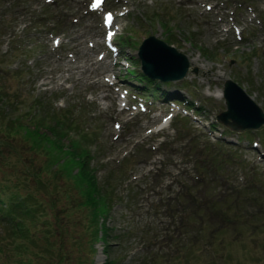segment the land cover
Returning <instances> with one entry per match:
<instances>
[{"label": "rangeland", "instance_id": "374dc122", "mask_svg": "<svg viewBox=\"0 0 264 264\" xmlns=\"http://www.w3.org/2000/svg\"><path fill=\"white\" fill-rule=\"evenodd\" d=\"M95 1L0 0V84L8 95L0 97V176L16 181V171L23 178L17 152L28 165V124L42 118L45 131L49 112L64 109L78 126L67 133H91L79 146L88 150L99 186L115 195L105 217L107 253L96 241L92 254L88 209L77 205L83 200L79 187L60 177L44 184L41 171L40 179L28 172L21 192L41 201L36 208L47 213L43 219L70 227L64 250L71 262L64 264H140L160 250L182 258L180 264H264V130L237 132L216 121L225 109L216 93L227 77L264 109V0H104L94 9ZM107 14L116 34L111 43L104 38ZM130 33L131 44H120L119 52L118 38ZM151 34L194 60L182 79L146 83L149 89L142 91L135 58ZM153 85L158 89L151 93ZM177 97L198 110L185 109L186 100L175 103ZM19 121L26 125L15 126ZM42 157L34 162L40 165ZM225 205L233 210L226 212ZM44 227L40 221L35 235ZM189 233L198 238L187 241L194 253L186 262L171 238L187 240ZM146 236L154 240L143 242ZM43 243L34 251L44 252ZM49 261L43 256L37 264Z\"/></svg>", "mask_w": 264, "mask_h": 264}, {"label": "trees", "instance_id": "16d2710c", "mask_svg": "<svg viewBox=\"0 0 264 264\" xmlns=\"http://www.w3.org/2000/svg\"><path fill=\"white\" fill-rule=\"evenodd\" d=\"M121 41L128 44L130 38L122 36ZM200 52L204 55L206 54L202 48ZM140 75L149 82L153 81L142 73ZM4 89L6 90V88L0 85V97L8 96L3 94ZM4 98V101L7 102L8 97ZM47 108H50V106H47ZM28 110L30 109L28 108ZM61 110L52 109V112H49L51 114L50 119L46 120L45 125L42 123L45 131L40 130L42 118L38 120L36 118L35 120L32 119L28 124V130L31 132V139H28V151L32 153V157H28V165H26V161L23 158L19 157V165L16 166L23 171V178L17 177V172L15 171L12 179L16 181H12L13 183L9 178L6 180L5 177L0 179V251L4 253L3 258L0 257V264H37V261H41L43 256L50 260V264H64L65 261L71 262L64 250L65 237L68 238L71 234L69 225L63 226L59 222H50L47 219H43L42 215H46L47 213L43 214L41 210L36 208V205H39L41 201L32 193L21 192L22 182H24V185L27 183L28 172H31L30 175L37 179L40 178L36 176L39 175L42 179V176L45 175L42 180L44 184H51L60 177L66 181H71L74 186L79 187L83 200L79 201L77 205L88 209L87 215L89 219L87 227L91 229L89 231L91 234L88 249L93 254L95 249L93 250L91 246H93L94 242L100 241L103 252L107 253L110 227L106 224L105 217L115 199L114 189H108L107 185H105L106 187L99 186L94 169L88 164V150L81 147V145L79 146L80 141L86 142L87 139L91 140V133L85 132L82 138L72 137V135L67 133L68 130L71 129L70 131H73L76 128V132L78 126L73 123V119L68 116L66 111ZM29 115L30 111L28 112V120L31 119ZM17 124L18 126L23 125L20 121ZM71 124L72 128L69 127ZM81 144L83 145L84 143ZM43 155L46 157L45 162L42 157ZM36 156L42 157L40 165L35 163L38 159ZM60 159L64 160L62 167L60 169L54 168L53 165L59 163ZM38 170L43 174L37 175ZM56 198L59 199L58 197ZM52 202L50 201V208H54V202ZM225 210L230 213L233 207L225 205ZM200 212L198 210V214H201ZM186 216L190 218L191 214L187 212ZM228 218L230 219V217ZM192 220L196 221L193 213ZM40 221L43 222L45 227L41 230V235L36 236L33 228ZM189 225L190 227L194 226L192 223H189ZM144 231L142 230V232ZM198 231H202L201 226L198 227ZM189 234L190 236L187 240H183L180 237L171 238V244L177 247L178 252L186 255V258H183L186 262L190 260L191 255L194 253V248L186 246V243L191 238H198L196 233ZM55 235V240L52 241L50 238ZM157 237L158 235H156ZM214 239L215 242L221 240L219 239V235H216V230ZM142 240L143 242H152L154 238L146 236ZM41 243H43V247L45 248L44 252L43 248L40 251H34V248H38ZM222 243L226 245L224 240H222ZM53 245H56V250H54ZM11 255L15 256L13 262H9L8 260L12 257ZM36 257L39 259H36ZM17 258L19 261L16 260ZM81 261L85 262L84 259H81ZM181 261L182 258L172 257L163 250H160L153 251L144 256L140 264H180ZM214 261L215 259L207 264H223ZM112 262L113 260L106 259L103 264H113ZM90 264L96 263L90 262Z\"/></svg>", "mask_w": 264, "mask_h": 264}, {"label": "water", "instance_id": "95a60500", "mask_svg": "<svg viewBox=\"0 0 264 264\" xmlns=\"http://www.w3.org/2000/svg\"><path fill=\"white\" fill-rule=\"evenodd\" d=\"M138 55L143 72L151 78L163 81L181 79L189 67L185 54L154 35L142 41ZM222 94L226 109L216 118L224 125L232 130L242 131L256 129L264 124L262 107L237 82L231 78L225 79Z\"/></svg>", "mask_w": 264, "mask_h": 264}, {"label": "bare ground", "instance_id": "6f19581e", "mask_svg": "<svg viewBox=\"0 0 264 264\" xmlns=\"http://www.w3.org/2000/svg\"><path fill=\"white\" fill-rule=\"evenodd\" d=\"M190 60L192 61V60H194V59H190ZM193 62H194V61H193ZM216 96H217L219 99L222 98V93H221V90H220V89L217 90Z\"/></svg>", "mask_w": 264, "mask_h": 264}]
</instances>
